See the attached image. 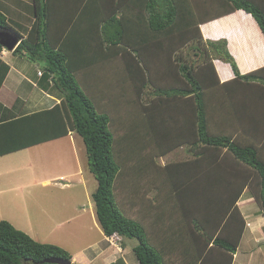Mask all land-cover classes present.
I'll return each instance as SVG.
<instances>
[{
	"label": "trees",
	"instance_id": "trees-1",
	"mask_svg": "<svg viewBox=\"0 0 264 264\" xmlns=\"http://www.w3.org/2000/svg\"><path fill=\"white\" fill-rule=\"evenodd\" d=\"M237 10L264 37V0H31L25 36L0 11V28L19 39L12 54L37 64L39 87L60 96L0 123V157L75 134L104 236L134 240L138 264H173L166 254L179 247L195 254L182 264H231L245 188L264 215V67L240 74L226 41L205 43L199 24ZM213 59L234 78L221 83ZM183 145L192 160L158 163ZM166 221L169 235L158 243L149 231ZM47 258L72 257L0 221V264Z\"/></svg>",
	"mask_w": 264,
	"mask_h": 264
},
{
	"label": "rangeland",
	"instance_id": "rangeland-1",
	"mask_svg": "<svg viewBox=\"0 0 264 264\" xmlns=\"http://www.w3.org/2000/svg\"><path fill=\"white\" fill-rule=\"evenodd\" d=\"M24 1L22 8L17 7L24 14L22 21L19 20L20 26L16 28L10 23L22 36L33 19L28 11L31 0ZM9 3L16 7L12 0ZM21 64L26 73L41 70L25 57L15 61L14 66L20 68ZM104 82L118 84V80L111 77H105ZM20 83L14 82L18 91L23 88ZM95 189L84 145L75 134L6 155L0 158V221L10 223L36 242L64 249L75 257L72 264H82L80 251L101 239L95 216H92L91 193ZM249 196L248 191L242 196V208L249 209L246 213L250 217L260 218L262 239L259 244L252 239L250 246L257 250L256 264H264V215ZM130 241L134 242L126 240V243H132ZM106 244L100 249L107 247Z\"/></svg>",
	"mask_w": 264,
	"mask_h": 264
},
{
	"label": "crops",
	"instance_id": "crops-1",
	"mask_svg": "<svg viewBox=\"0 0 264 264\" xmlns=\"http://www.w3.org/2000/svg\"><path fill=\"white\" fill-rule=\"evenodd\" d=\"M21 1L12 0L14 5H16L15 7L13 5H8L9 0H0V11L6 16L8 22L16 28L20 26L19 20L24 16V14H22L23 12L19 11L17 8H22V4L25 3L24 0ZM212 15L213 13L204 16L206 20H203L199 24L203 41H226V49L235 61V64L242 75L264 67V37L253 17L242 10H237L231 14L217 18H208ZM13 29L15 30V28ZM20 58L23 57L14 56L12 51H7L3 47L0 49V123L9 120L12 117H19L31 112L51 108L60 101V96L57 91L53 90L51 87H48L46 90L39 87L38 81L41 76L38 75L37 70L35 73H31L30 71L29 73H26L23 64H21L20 68L14 66L15 61L17 62ZM212 62L221 83L230 81L234 78V73L228 63H225L220 59H213ZM25 64L27 65L29 63ZM36 66L38 67V65ZM20 81L23 88L18 91L14 88V82L19 85ZM54 92L57 94L56 96L53 95ZM227 113H229V110L222 111L221 116L218 115L216 119H219L222 122V117ZM66 137H71V135ZM4 156H1L0 158ZM192 158L191 154L187 151V146L183 145L174 149L167 155L158 158L157 161L160 165H164L174 162L190 161ZM246 191H248L247 188L243 190L241 196L236 201V207L244 221L245 227L236 251L233 254L231 264H256L257 250L251 248L250 242L253 239L255 244H259L262 240L260 236V218L253 216L250 217V215L246 213L249 209L242 208V205H244L242 204L244 202L242 196ZM248 193L250 194L249 191ZM230 194H232V191L229 189L223 192V195ZM249 197L254 201L251 194ZM92 216H95L94 208L92 210ZM237 223V226H239V221ZM169 225V222L166 221V224L163 222L162 225L157 226L156 228V223H154L153 227H155V231L152 227L149 231L151 234L148 235L151 237L155 232L154 239H156V242L162 243L165 237H168L169 235L170 231L168 232L167 230ZM147 227L150 228V225ZM97 228L101 232V239L97 242L91 243L90 247L86 246L80 251V262H82V264H138L133 254V243L127 244V239H121L116 235L111 237L104 236L98 223ZM115 239L117 240L116 242ZM104 243H107V247L100 249L103 247ZM211 243L208 248L211 247ZM243 243H245L244 247ZM187 244L190 245L189 249L194 250L196 244L194 240L187 242ZM188 254L193 257L195 255L192 250H180L179 247L173 249V252L166 254V259L173 260V264H182L180 261H182L186 255L188 256ZM71 257V262L73 263L75 257Z\"/></svg>",
	"mask_w": 264,
	"mask_h": 264
},
{
	"label": "water",
	"instance_id": "water-1",
	"mask_svg": "<svg viewBox=\"0 0 264 264\" xmlns=\"http://www.w3.org/2000/svg\"><path fill=\"white\" fill-rule=\"evenodd\" d=\"M19 39L11 31L6 28H0V46L6 49L7 51H13ZM44 263L49 264H72L71 260L57 259V258H47L43 261Z\"/></svg>",
	"mask_w": 264,
	"mask_h": 264
},
{
	"label": "built area",
	"instance_id": "built-area-1",
	"mask_svg": "<svg viewBox=\"0 0 264 264\" xmlns=\"http://www.w3.org/2000/svg\"><path fill=\"white\" fill-rule=\"evenodd\" d=\"M38 75H41V73H40V72H38Z\"/></svg>",
	"mask_w": 264,
	"mask_h": 264
},
{
	"label": "clouds",
	"instance_id": "clouds-1",
	"mask_svg": "<svg viewBox=\"0 0 264 264\" xmlns=\"http://www.w3.org/2000/svg\"><path fill=\"white\" fill-rule=\"evenodd\" d=\"M16 48V47H15ZM40 76V75H39Z\"/></svg>",
	"mask_w": 264,
	"mask_h": 264
}]
</instances>
